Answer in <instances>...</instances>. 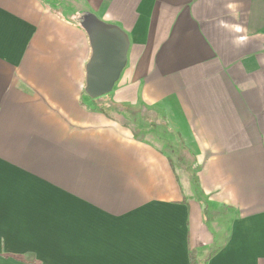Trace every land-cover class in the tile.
Instances as JSON below:
<instances>
[{
  "label": "crops",
  "instance_id": "0c3cea01",
  "mask_svg": "<svg viewBox=\"0 0 264 264\" xmlns=\"http://www.w3.org/2000/svg\"><path fill=\"white\" fill-rule=\"evenodd\" d=\"M89 14L130 44L97 99ZM191 254L264 264V0H0V264Z\"/></svg>",
  "mask_w": 264,
  "mask_h": 264
},
{
  "label": "water",
  "instance_id": "95a60500",
  "mask_svg": "<svg viewBox=\"0 0 264 264\" xmlns=\"http://www.w3.org/2000/svg\"><path fill=\"white\" fill-rule=\"evenodd\" d=\"M82 28L92 48L85 92L97 99L110 94L120 79L127 64L129 39L119 27L104 23L93 14L82 19Z\"/></svg>",
  "mask_w": 264,
  "mask_h": 264
},
{
  "label": "trees",
  "instance_id": "16d2710c",
  "mask_svg": "<svg viewBox=\"0 0 264 264\" xmlns=\"http://www.w3.org/2000/svg\"><path fill=\"white\" fill-rule=\"evenodd\" d=\"M32 256V255H31ZM33 257V256H32ZM30 264H35V260H27ZM191 264H198L196 258L191 254Z\"/></svg>",
  "mask_w": 264,
  "mask_h": 264
},
{
  "label": "rangeland",
  "instance_id": "374dc122",
  "mask_svg": "<svg viewBox=\"0 0 264 264\" xmlns=\"http://www.w3.org/2000/svg\"><path fill=\"white\" fill-rule=\"evenodd\" d=\"M179 174H180V176L183 177V181H182L183 186H186V188H188V184H187V182L185 181L186 176L183 174L182 171H179ZM184 181H185V183H184ZM185 184H186V185H185ZM196 187H197V185H196Z\"/></svg>",
  "mask_w": 264,
  "mask_h": 264
}]
</instances>
